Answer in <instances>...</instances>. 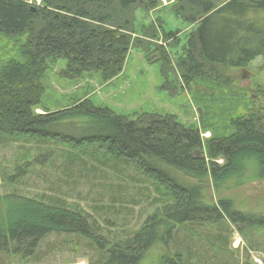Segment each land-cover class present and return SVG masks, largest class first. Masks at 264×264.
<instances>
[{
	"label": "trees",
	"instance_id": "obj_1",
	"mask_svg": "<svg viewBox=\"0 0 264 264\" xmlns=\"http://www.w3.org/2000/svg\"><path fill=\"white\" fill-rule=\"evenodd\" d=\"M157 6L158 0H40L33 12L24 0H0V139L66 145L76 152L72 160L88 157L92 169L123 164L151 183L157 204L133 234L111 232L105 242L80 207L12 189L0 194V255L30 264L42 239L64 234L98 246L100 264H141L158 244L157 264H184L183 253L168 248L177 227H219L223 216L238 230L252 224L242 211L233 216L232 202L220 192L264 182V110L239 84L257 58L264 61V0H173L171 16L189 28L182 39L181 29H164L161 19L136 28V14ZM160 40L177 47L174 64ZM132 47L190 94L197 121L187 125L173 114L144 111L130 118L89 98L34 112L57 62L66 79L97 73L107 82ZM56 122L81 124L89 134L47 133ZM210 189L218 200L210 201ZM259 219L264 225V216Z\"/></svg>",
	"mask_w": 264,
	"mask_h": 264
},
{
	"label": "rangeland",
	"instance_id": "obj_2",
	"mask_svg": "<svg viewBox=\"0 0 264 264\" xmlns=\"http://www.w3.org/2000/svg\"><path fill=\"white\" fill-rule=\"evenodd\" d=\"M24 1L35 6L40 3V0ZM172 1L158 0L157 9L149 10L145 13L147 15L136 14V28L140 27L141 21L158 25L161 19L164 29H181L179 38L182 39L189 28L171 16L168 3ZM158 43L166 45L165 50L174 64L177 47L162 40ZM155 59H159L157 55ZM263 62L257 58L239 84L247 87L248 95L254 100L256 98L257 105L264 110V97L259 95L264 92V72L259 70ZM63 66L57 62L48 73L46 92L34 112L54 111L89 98L96 106L107 107L130 118L144 111L173 114L187 125L198 120L190 94L173 81L172 75L160 72L157 60L147 61L141 49L130 48L120 72L107 82L101 81L97 73L83 74L71 80L60 77ZM83 128L78 123L56 122L46 127V132L83 137L89 134ZM208 136V132H201L202 138ZM73 153L76 154L66 145L22 140L4 142L0 139V194L14 189L28 197L62 198L94 217L99 236L105 242L110 241L111 232H117V236L133 234L147 213L157 206L152 200L156 196L154 187L123 164L112 167L109 162L108 166L92 169L88 157L72 160ZM208 192L213 198L210 201L218 200V194L212 189ZM220 195L232 202L230 211L233 216L234 209L242 211L250 215L252 224L238 230L223 216L219 227L216 223L177 227L168 243L169 250H180L184 264H264V225L259 223V217L264 216V182L250 181L242 186H233ZM214 240L217 244L211 242ZM97 247L76 236L50 234L41 240L30 264H100L103 259ZM162 250L160 244L150 248L141 264H157V256L162 254ZM0 264L19 262L0 255Z\"/></svg>",
	"mask_w": 264,
	"mask_h": 264
},
{
	"label": "water",
	"instance_id": "obj_3",
	"mask_svg": "<svg viewBox=\"0 0 264 264\" xmlns=\"http://www.w3.org/2000/svg\"><path fill=\"white\" fill-rule=\"evenodd\" d=\"M30 9H31V11L35 12V11H36V7H35V5H31V4H30ZM199 112H200V114H201V110H200V108H199ZM195 154L198 155V154H199L198 151H196Z\"/></svg>",
	"mask_w": 264,
	"mask_h": 264
}]
</instances>
